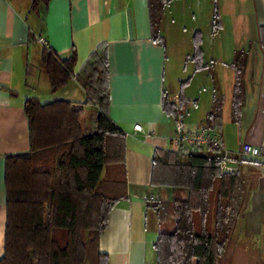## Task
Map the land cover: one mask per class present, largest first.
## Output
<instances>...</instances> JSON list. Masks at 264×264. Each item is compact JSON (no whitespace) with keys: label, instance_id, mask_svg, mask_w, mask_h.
<instances>
[{"label":"crops","instance_id":"0c3cea01","mask_svg":"<svg viewBox=\"0 0 264 264\" xmlns=\"http://www.w3.org/2000/svg\"><path fill=\"white\" fill-rule=\"evenodd\" d=\"M33 1L0 0V259L5 252L7 220L6 160L31 151L27 101H87L75 78L59 91H52L41 65L46 49L63 59L75 49L77 76L99 47H109V116L126 135L129 196L113 210L100 239V250L109 256L110 264H157L154 245L159 221L149 205L181 194L188 197L184 189L152 186L155 152H175V124L163 109L165 95L184 111L188 129L206 127L210 113L220 102L222 126L217 132L231 156L240 159L231 171H222L241 174L246 189L242 211L248 191L246 179L258 178L259 174L248 201L245 225L248 231L264 235V159L241 160L240 155L245 144L264 152V39L260 32L264 29V0H217L222 24L218 32L212 26L214 0H171L162 18L164 46L152 39L148 0H52L38 12L31 9ZM205 16L212 30L207 39L205 29L209 25L199 29L195 22ZM182 19L193 20L190 30L184 26L181 29ZM176 28L179 35L174 39L171 33ZM197 32L202 34L207 68L197 71L193 62L195 74L182 81L171 76L168 50L173 48L174 54L190 60ZM238 54L244 64V88L236 116L233 63ZM186 64L181 67L187 69ZM204 73L212 82L211 93L205 97L194 93L196 80ZM137 125L141 132L135 130ZM151 197L154 200H148Z\"/></svg>","mask_w":264,"mask_h":264},{"label":"trees","instance_id":"16d2710c","mask_svg":"<svg viewBox=\"0 0 264 264\" xmlns=\"http://www.w3.org/2000/svg\"><path fill=\"white\" fill-rule=\"evenodd\" d=\"M51 1L34 0L31 9L38 12ZM148 2L152 39L164 46L162 18L171 0ZM221 25L216 7L214 31ZM260 32L264 39V29ZM193 46L196 70L206 69L200 32L194 35ZM77 61L75 49L68 59L49 49L43 52L41 65L52 91L75 78L87 101H27L31 151L6 160L7 220L0 264H110L100 250V239L113 210L129 198L126 135L109 116V47H99L75 76ZM233 67L238 116L244 88L242 55ZM180 98L183 102V95ZM163 109L176 118L177 106L167 95ZM221 119L219 102L206 128L218 131ZM152 186L188 192L186 200L158 199L149 205L159 221L157 264H221L242 213L246 189L241 174L224 173L218 158L200 151L157 150Z\"/></svg>","mask_w":264,"mask_h":264},{"label":"rangeland","instance_id":"374dc122","mask_svg":"<svg viewBox=\"0 0 264 264\" xmlns=\"http://www.w3.org/2000/svg\"><path fill=\"white\" fill-rule=\"evenodd\" d=\"M217 0L213 1L214 4V11L215 8L217 7ZM214 15V12H213ZM181 23V29L182 27H187L189 30L191 27L194 25L193 20H185L182 19ZM196 23H199V29L200 28H206L208 26L209 21L208 18L205 17H197L195 19ZM213 26V25H212ZM180 27V26H179ZM175 28V27H174ZM173 28V29H174ZM179 28H176V30L172 31V38L176 39L178 37V30ZM206 30V39L211 37V27L210 25L208 26ZM209 31V34L207 33ZM173 48H169L168 50V56L170 58V63H169V69L172 71L171 76L180 79L182 81L188 80L190 77H192L195 74L193 62L191 59L189 60L188 58L184 57L182 59V56H178L173 53ZM188 60V62H187ZM185 63H187V69H183L181 67L182 65L184 66ZM211 80L207 78L206 73L200 74L196 80V86H194V93L199 94L203 93L204 97L206 95H209L211 93V86H210ZM203 86H207V89H204L202 91ZM195 105L191 106V110L189 113L194 110ZM188 115V113H187ZM258 178L252 177V178H247V197L246 201L243 207L242 214L238 220V226L233 234L232 237V242L231 246L227 252V255L225 257V260L222 261L221 264H264V235L254 233L253 231H248L246 225H245V219L247 217V207H248V201L249 198L252 195L253 190L256 188L258 182H259V174ZM185 191V190H183ZM187 198H184L183 195L181 194L178 197H175L173 199L170 198V200L167 201H174V200H186ZM263 220H264V211L262 212Z\"/></svg>","mask_w":264,"mask_h":264},{"label":"built area","instance_id":"2783aa9c","mask_svg":"<svg viewBox=\"0 0 264 264\" xmlns=\"http://www.w3.org/2000/svg\"><path fill=\"white\" fill-rule=\"evenodd\" d=\"M47 46L45 40H40ZM175 124V135L172 139V146L177 153H192L195 151H200L202 154L207 156L216 157L221 162V168L225 172L232 170V166L237 165L240 159L231 156L230 152L224 146L222 137L217 131L207 129L206 127L201 128H186L184 124V111L177 107V116L174 119ZM137 132H141V126L137 125L135 127ZM241 160H257L264 159V152L260 147L245 144L241 151ZM148 200H154L153 197Z\"/></svg>","mask_w":264,"mask_h":264}]
</instances>
